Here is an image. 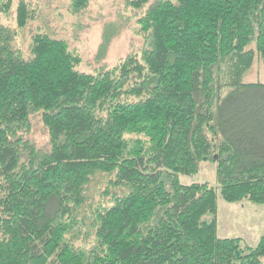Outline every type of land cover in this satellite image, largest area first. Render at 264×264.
<instances>
[{"label": "trees", "instance_id": "1", "mask_svg": "<svg viewBox=\"0 0 264 264\" xmlns=\"http://www.w3.org/2000/svg\"><path fill=\"white\" fill-rule=\"evenodd\" d=\"M14 5L0 0V15ZM127 6L147 45L97 74L44 32L24 57L14 43L38 15L26 0L16 29L0 24V264H264V235L218 237L219 196L264 205V84L244 83L264 60V0ZM121 29L106 27L102 57ZM35 114L46 151L24 137ZM208 161L219 187L181 183Z\"/></svg>", "mask_w": 264, "mask_h": 264}, {"label": "rangeland", "instance_id": "2", "mask_svg": "<svg viewBox=\"0 0 264 264\" xmlns=\"http://www.w3.org/2000/svg\"><path fill=\"white\" fill-rule=\"evenodd\" d=\"M38 9L37 19L20 32L14 46L29 58L32 37L44 32L54 39L65 40L72 50H77L83 58L79 71L97 74L102 70L115 68L130 54L141 57L147 42L138 34L139 26L135 12L127 6L129 0H92L89 9L75 16L70 11L71 0H26ZM20 0H15L11 16L0 15V24L16 29V9ZM120 25V33L109 43L104 57L101 47L104 32L108 25ZM251 49H256L255 42ZM101 57V58H100ZM245 84H264V60H256L254 66L244 77ZM26 140L33 142L38 149H50V138L40 114L32 116L31 130L24 134ZM217 165L212 161L201 165L199 174L181 176L184 185L217 183ZM107 178L98 175L90 185L89 194L93 196L91 204L103 200L101 192L105 190ZM107 203V202H106ZM89 205L85 208L89 216ZM264 235V205H254L248 201L228 203L221 196L218 201V237L220 239L240 238L248 246L256 247Z\"/></svg>", "mask_w": 264, "mask_h": 264}]
</instances>
